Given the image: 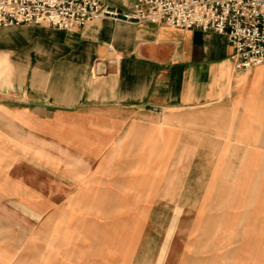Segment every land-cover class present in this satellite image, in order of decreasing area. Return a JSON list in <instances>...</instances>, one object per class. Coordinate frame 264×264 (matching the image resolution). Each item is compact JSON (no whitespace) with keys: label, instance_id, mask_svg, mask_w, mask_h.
Segmentation results:
<instances>
[{"label":"crops","instance_id":"0c3cea01","mask_svg":"<svg viewBox=\"0 0 264 264\" xmlns=\"http://www.w3.org/2000/svg\"><path fill=\"white\" fill-rule=\"evenodd\" d=\"M232 52L148 21L0 27V197L11 151H69L96 167L86 209L195 213L152 232L149 264H264V217L217 219L264 214V63L237 69Z\"/></svg>","mask_w":264,"mask_h":264},{"label":"rangeland","instance_id":"374dc122","mask_svg":"<svg viewBox=\"0 0 264 264\" xmlns=\"http://www.w3.org/2000/svg\"><path fill=\"white\" fill-rule=\"evenodd\" d=\"M11 152L9 191L0 197V264H149L148 242L162 222L195 219L180 209H86V173L97 174L96 167L69 151ZM233 210L219 209L217 219L264 217L258 209ZM131 238L138 253L131 254Z\"/></svg>","mask_w":264,"mask_h":264},{"label":"built area","instance_id":"2783aa9c","mask_svg":"<svg viewBox=\"0 0 264 264\" xmlns=\"http://www.w3.org/2000/svg\"><path fill=\"white\" fill-rule=\"evenodd\" d=\"M98 19L144 21L225 35L237 69L264 63V0H0V27L44 24L72 30Z\"/></svg>","mask_w":264,"mask_h":264}]
</instances>
